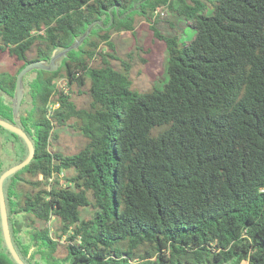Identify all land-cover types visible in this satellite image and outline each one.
I'll use <instances>...</instances> for the list:
<instances>
[{"label":"trees","instance_id":"16d2710c","mask_svg":"<svg viewBox=\"0 0 264 264\" xmlns=\"http://www.w3.org/2000/svg\"><path fill=\"white\" fill-rule=\"evenodd\" d=\"M161 7L195 33L180 41L152 26L169 54L168 80L139 93L131 65L116 69L106 50L115 51L113 33ZM6 53L21 66L0 71L2 93H21L22 78L37 74L31 108L15 115L0 106V119L35 148L3 182L25 264H264V0H0V58ZM63 78L69 94L57 86ZM87 82L90 102L80 108L73 87L85 94ZM51 100L59 108L49 115ZM66 126L87 140L77 154L50 150L54 128ZM13 134L19 149L0 155V178L30 156ZM64 171L73 172L65 186L49 182ZM0 264H18L1 209Z\"/></svg>","mask_w":264,"mask_h":264},{"label":"rangeland","instance_id":"374dc122","mask_svg":"<svg viewBox=\"0 0 264 264\" xmlns=\"http://www.w3.org/2000/svg\"><path fill=\"white\" fill-rule=\"evenodd\" d=\"M153 25H155L163 34L177 35L180 41L190 40L195 33V31L189 28L185 24V21L177 17L174 12L168 8L161 7L158 8L152 20L137 16L136 25L133 31L113 33L112 40L115 46V51L106 50L105 45L101 46L106 52L115 55L117 58V60L110 59L111 64L116 67V69L120 71L124 70L122 61H126L131 65L130 71L127 72L130 80V87L131 90L139 93L151 91L153 89H163L164 84L168 80L167 66L169 54L165 43L155 37L154 31L152 30ZM35 55V49L29 53L31 58L35 57ZM142 60H146V63ZM60 61L61 60L58 62ZM94 64L96 66L102 65L101 58L97 57ZM0 65V71H11L15 73L21 66V63L16 58H13L6 53L1 55ZM57 65V67H59L58 63ZM48 66L49 63H45V66L41 69H46ZM25 71H29V68H26ZM36 79V73L25 75L21 81V93H19L18 90L16 93L10 95L0 91V106L5 105L6 107H10L11 111L15 112V115H20L19 110L21 108V113L23 114V111L31 108L33 95L31 88L35 85ZM57 85L60 89H63L69 94L70 89L66 78L60 79ZM29 86H31V88ZM88 88L89 82H87V85L82 88V90L85 91V94L79 95L77 92V86L73 87L74 94L72 95V99L80 108L89 105L90 97L87 94ZM7 118L8 120H12L11 115L7 116ZM15 120H17L16 117ZM0 132L3 135V139L0 137V155L3 156L5 151V157H13L15 151L19 149V141L11 131L2 130ZM4 143L7 147L6 150ZM51 144L52 147H50V150L65 155H74L86 146L87 140L80 132L71 127H55L53 130V138H51ZM72 175V171H64V177L62 178L63 185H66V178L71 177ZM92 214L93 209L91 207L81 210L83 218H90ZM27 219L28 218L25 219V225L29 224ZM37 224L40 227L46 226L42 222H37ZM47 226L51 229V233L54 237L55 233H60L59 222L56 219L49 222ZM25 230L27 231L29 228H25ZM24 235L28 238V232L24 233ZM59 256H65V250H60ZM55 264H64V260L56 262Z\"/></svg>","mask_w":264,"mask_h":264},{"label":"water","instance_id":"95a60500","mask_svg":"<svg viewBox=\"0 0 264 264\" xmlns=\"http://www.w3.org/2000/svg\"><path fill=\"white\" fill-rule=\"evenodd\" d=\"M0 126L23 137L30 149V156L28 157V159L9 169L8 171H6L0 178V209H1V216H2V221H3V229H4V234H5V240L7 243V246L9 248L10 253L12 254L13 258L15 259V261L18 264H25L22 259L19 257V255L17 254L13 242H12V238H11V233H10V228H9V220H8V215H7V206H6V200H5V196H4V192H3V182L4 180L9 177L10 175L14 174L15 172L23 169L24 167H26L27 165H29L31 163V161L34 159L35 156V148L33 143L31 142V140L29 139V137L27 136V134L18 126H15L11 123H8L4 120L0 119Z\"/></svg>","mask_w":264,"mask_h":264},{"label":"built area","instance_id":"2783aa9c","mask_svg":"<svg viewBox=\"0 0 264 264\" xmlns=\"http://www.w3.org/2000/svg\"><path fill=\"white\" fill-rule=\"evenodd\" d=\"M58 86V85H57ZM63 90V89H62ZM64 91V90H63ZM65 92V91H64ZM66 93V92H65ZM57 108H59V103H57V102H52V100L50 101V103H49V109H50V111H49V115H51V113H52V111L53 110H55V109H57ZM64 173V172H63ZM63 173L61 174V175H59V176H57V175H55V174H53L52 175V178H50L49 179V182L50 183H54L57 179H59L60 180V183H61V186H65V185H63V183H62V178L64 177L63 176ZM59 177V178H58Z\"/></svg>","mask_w":264,"mask_h":264}]
</instances>
